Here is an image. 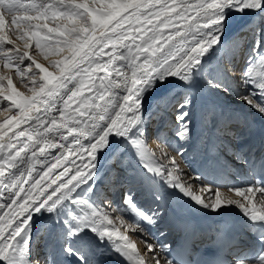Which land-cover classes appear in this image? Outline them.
Instances as JSON below:
<instances>
[{"label": "snow or ice", "instance_id": "snow-or-ice-1", "mask_svg": "<svg viewBox=\"0 0 264 264\" xmlns=\"http://www.w3.org/2000/svg\"><path fill=\"white\" fill-rule=\"evenodd\" d=\"M63 3L64 0H60L59 4L31 7L46 11L49 8H59ZM72 3L73 0H69V5ZM262 3L264 0H212L211 3L194 5L189 4L187 0H172L171 3L168 0H136V2L111 0L110 3L102 4L100 7H92L90 11L88 5L79 3L74 8L68 7L56 13L53 17L54 19L63 17L67 12L69 20L79 17L81 24H87L90 20V25L87 27L76 24L71 28L64 26L61 35L68 33L63 43L68 46L70 55H66L63 60L55 61L58 72L53 73L32 60L27 50L32 37L36 38V47L38 49L41 47L40 33L33 31L29 36L27 31H23L30 26L32 20L47 19L44 12H40L37 16L18 17L13 13L26 10L23 5H19L17 0H0V30L4 28L8 14L11 15V23L17 26L15 30L23 32L20 39L28 37L23 49L6 48L4 67L9 68V59L14 57L15 64L19 66L16 75L28 74L38 83V88L31 89L32 95L23 96L12 87V79L7 72L0 75V81H8V89L0 92L3 102H10L11 106L19 110L13 116L7 115L8 109H4L6 115L3 123H0V138L8 137L0 145L4 150V155L0 156V199H2L0 212L4 213L0 215V237H3V240H0V260L7 259L14 248L23 252L22 245L27 243L24 233L29 220L28 213L33 209L38 211L46 204L54 207L67 197L76 184L93 174L96 151L105 145L108 134L115 132L123 135L136 123L139 118L137 97L142 85L157 74L163 79L165 75L187 73L193 64L198 63V58L207 48L218 41L219 36L214 29L220 26L224 19L221 9L226 6L259 8ZM77 8L84 9L87 16L76 11ZM201 20L204 21L203 24L198 23ZM42 27L47 28L49 33L60 31L59 27L50 28L46 23ZM0 39L9 45L13 43L7 34L0 35ZM109 47L110 53L105 51ZM118 49L123 51L118 52ZM55 51L62 50L57 47ZM102 56H108V59L100 62ZM25 58L31 60V64L22 66L21 62ZM117 60L134 69L131 86L127 77L124 78L127 94L123 96L122 102L119 94L113 91L114 88L121 87L120 83L108 79L107 76L109 66ZM258 61H264V55L259 56ZM32 64L41 73L39 81H36ZM100 71H104L105 75H96ZM115 73L117 78L122 75L120 69H115ZM244 75L249 78L250 83H255L256 87L264 90V76L253 77L251 66ZM64 89L67 91H63ZM85 89L89 93H94L100 100H104L106 94L110 93V95L105 105L90 103L92 97L83 95ZM241 98L252 103L248 96ZM54 111L59 113L60 123H57L56 117L53 116ZM29 121L32 122L29 128L13 132L18 125L28 124ZM70 122L71 126H69ZM82 124L86 125L83 129L80 127ZM60 129H66L67 135ZM9 133H12V136H9ZM48 133L56 135L50 137ZM73 133L77 135H72ZM86 134L95 135L90 144H81L80 138ZM25 136H27L26 140L21 139ZM69 136L72 137L71 144L60 143L53 138L60 137L67 140ZM133 143L147 168L158 175L163 173L165 178L172 176L163 164H159L158 167L152 166L156 157L155 153L149 150L148 144L138 139L133 140ZM158 147L162 149L163 159L167 160L168 150L162 144ZM53 149L59 151L53 153L43 169L33 175L34 166L42 163L38 157L51 153L50 150ZM173 163H175L174 158ZM18 164L26 166L22 171L17 170L13 173L12 169L17 168ZM170 182L175 183L177 187H183L184 190L190 187L182 182L180 176L173 177ZM229 190L242 195L249 203L230 200L228 204L238 203L243 212L253 219L264 220V208L257 210L255 206L250 207L251 197L241 188ZM185 191L197 202H204L202 195H197L194 191ZM254 191V186L247 188V193ZM259 195L264 196V188L259 189ZM74 203L81 209L82 215L79 219H86L96 225L97 228L94 230L99 231L100 236L112 239L115 237V240L122 242L123 246L136 256L137 264H172L171 261L162 260L157 256L151 244L143 247V252L140 250L138 244L129 236V229L135 228V225L128 224L124 231L110 228L103 222L106 221L107 225L113 224L111 213L94 209L86 200L80 198L75 199ZM221 205H223L222 200L217 190L211 206L215 209ZM97 221L100 223L98 224ZM17 238L20 240L19 243ZM13 240L16 241L14 244ZM236 264L243 262L237 261Z\"/></svg>", "mask_w": 264, "mask_h": 264}, {"label": "bare ground", "instance_id": "bare-ground-1", "mask_svg": "<svg viewBox=\"0 0 264 264\" xmlns=\"http://www.w3.org/2000/svg\"><path fill=\"white\" fill-rule=\"evenodd\" d=\"M110 2L111 0H73V3L69 5V0H64V3L61 4L59 8H49L45 11L44 9L35 10L31 6L59 4L60 0H17V3L19 5H23L26 10L13 14L17 15L18 17L21 15L37 16L40 12H44V15L47 17V19L41 18L39 20H32L30 22V26L24 28L23 31H27L29 33V36H31V32L33 31L40 33L41 47L39 49L36 47V38L32 37L27 50L29 52L33 48V52L35 55L30 56L32 60H35L37 63L43 65V67L47 71L56 73L58 72V69L56 68L55 61L63 60L66 55H70L68 46L63 43V41L67 38L68 33H64L63 35H61L64 26L71 28L73 24H76L77 26L87 27L90 25V20L87 24H81L79 17H74L73 20H69V13L67 12H65V15L63 17L54 19L53 17L55 16V14L60 11L66 10L68 7L74 8L75 5L79 3H85L86 5H88L90 11L92 7H100L102 4ZM117 2H123V0H117ZM133 2H136V0H133ZM168 2L171 3L172 0H168ZM187 2L194 5L196 3H211L212 0H187ZM76 11L84 13V15L87 16V13L84 9L77 8ZM221 15H223L224 19L221 25L214 29V32H216L219 36L217 43L210 45L207 50L201 55L203 56V58L199 57L198 63L193 64L188 69L187 73H183L180 75H165L163 79H161L160 75L157 74L153 76L146 84L142 85L139 89L137 97L139 100V118L136 123L132 125L128 129L127 133L123 135L117 134L115 132L109 133L106 138L105 145L102 148L97 149L96 151L93 163L99 156L103 157L102 160H97V164L95 163L96 167L100 168L98 173L99 175H103V173L106 171L117 172V174H119L123 178L122 181H124V178H127L129 179V184L135 185L133 189L136 190L137 198L141 195L143 200H147L146 204L154 205L149 208H145L140 205L142 204V200L138 199V209L136 207H133L129 210L125 209L120 211L122 219L121 220L120 217H118L111 209L104 208L102 203H95L93 198L89 197L87 194L83 193L81 197V199L86 200L88 205L92 208L97 210H105L111 213L113 224L107 225V222L104 221L103 223L106 226L124 231V229L127 228L128 224L135 225V228L129 229V236L134 239L142 252L143 247H146L148 244L153 245L155 254L162 260L163 257L160 256L161 246L151 242L145 243L146 241H148L149 235H145L142 230H150L152 229V225L154 222L160 221L165 224L163 229L166 228V231L163 236L165 237V239H168L171 236L172 228H174L176 225L177 213L182 212L184 203L183 200L178 196H169L168 193L170 192V187H167L166 189L163 187L165 185V182H167L166 179L168 177L165 178V175L163 173L158 175L155 171H153L152 173L150 172L149 168L144 165L143 158L138 153L137 147L134 145L133 140L138 139L143 143L148 144L149 150L154 152L156 157V161L152 163V166L158 167L159 164H163L172 173V178L176 176L182 177V182L185 185H190V187H187L185 190L194 191L195 194L202 195V198L204 199L203 203H207L209 206H211L212 202L215 199V192L219 190L223 205H221L217 209H222V213L225 216L230 217L232 215H235L238 213V210L241 209L238 203L228 204V201H238L239 203L245 204L249 203L244 199L242 195H237L234 191H228L224 188H219L216 190L214 189L212 191L208 185H203V183L196 182V180L188 173V171L180 167L176 159L178 158L177 156H180L177 155L178 149L176 151V148L169 149L167 147V142L168 146L172 147L174 145L176 146L182 144L186 139L188 141L194 140L195 138L197 140L200 139V137L196 134L188 139V134L191 132V130L193 129L192 126L194 125V119H190V121L186 122L189 118L191 110L196 104L193 95H191V98L181 106L183 107L182 110H180L181 107L178 108L177 112H180V114L176 116V119L172 118L170 113L166 111L169 97L172 96L171 101L175 100L177 98L176 96L179 94V89H183L182 86L177 87V84L180 82L184 83L188 87H191L193 85L192 81H194V83L196 84V89H199L198 94H201V92H203L210 99L217 100L221 103H226L227 105H229V107H237L251 112H258L259 114L264 115V90L256 87L255 83H250L249 78L245 77L244 75L247 69L251 66L253 77L264 76V61H258V57L264 55V53L259 54V51L256 49L257 45L255 46L254 50L248 51V54L250 55H247L248 59L246 61V69L240 75L237 81V85H233L235 86V90L231 94H227L225 91L221 90V83H218V80L212 78L208 79L209 74L213 71V67L217 65V61L222 62L223 65H226L225 59H228L229 52L232 53L234 51L235 53H237L241 46L243 47L242 55H244V52H247L250 43L247 42V46L244 47L245 40L243 42L240 41L241 39L239 40V38H242V34L246 29V31L248 32L253 28L258 30L257 35L254 36V38H258V35L262 30V24H264V3H262L259 8H237L235 6H226L221 9ZM45 23L50 28L59 27L60 31L49 33L47 28L42 27V25ZM198 23L203 24L204 21L201 20L198 21ZM34 24H36V26L38 27L35 26V28ZM16 27V25H13L11 23V15L6 14L5 25L2 29V32L4 31L5 34L8 35V38L13 41V45L7 47H19L20 49H23V45L26 41H28V37L20 39V37L23 35V32L16 31ZM48 37H50V39H47ZM46 39L47 42L45 43ZM189 43H191V38H189ZM4 45H6L4 44V42H0V51H6L7 47H5ZM57 47H59L62 51L56 53L55 49ZM105 51L110 53L111 48L109 47L108 49H105ZM120 51L123 50L118 49V52ZM40 52L42 53L41 55ZM36 54L37 57H35ZM38 56H42L41 61H39ZM5 58L6 57L4 56V53L0 54V61H2V63H4ZM107 59L108 56H102L100 58V62H104ZM28 60V58H25V60L21 62V65L25 64ZM256 60L258 62H256ZM9 64L10 67L6 69L14 68L17 72L18 66L15 64L14 57L9 59ZM29 64H31V60L29 61ZM242 64L239 61H236L237 67H241ZM32 65L35 67L34 64ZM115 69H120L122 72V75L119 78H117L116 76ZM133 71L134 69L130 65H127L119 60L114 61L113 65H110L109 69L107 70L108 79L117 80L121 85L119 89H113L114 92H117L119 94L121 102L123 101V96L127 94V90L124 88V78L125 76L127 77L129 86H131ZM40 75L41 73H39L38 70L37 75H35L36 81H39ZM96 75H105V72L100 71L97 72ZM199 82L200 88L198 86ZM97 83H99V81ZM202 86H204L205 89H202ZM12 87L17 92L21 93V95L30 96L32 95L31 89H33L34 87L38 88V83L34 82L32 77L28 75V77H22L20 80L17 78L15 79V81L12 80ZM63 91H67V89H64ZM189 91L190 93L193 92L191 89ZM83 95L92 97L90 103L105 105V102L107 101L108 95H110V93L105 95L104 100H100L98 96L94 95V93H89L87 89H85ZM245 96L250 97L252 103H248L241 98ZM161 101L165 103V109L161 108ZM0 102L2 103V107H0V123H3L6 115L4 109H8L7 115L13 116L16 115L19 110L13 106H8L10 105L9 102H3L2 97L0 98ZM184 110H187V112L184 113ZM109 111L111 112L110 106ZM152 113L157 115L156 121L158 122V124L156 129L157 131L155 133L156 137L153 141L150 142L146 141L147 135L145 128L147 123L152 121V118L149 119L150 116H152ZM111 114L113 116L115 115V113ZM143 114L147 116V118L144 117V123L142 119L140 120V117L143 116ZM53 116L56 117L57 123H60L59 113L54 111ZM171 121H174V123H177V125L173 124L172 127L168 128ZM31 123L32 122L29 121L28 124H20L16 129H13V132L23 131L25 128H29V125ZM69 126H71V122ZM80 127L83 129L84 127H86V125L82 124L80 125ZM60 131L67 135L66 129H60ZM158 133L160 134L158 135ZM47 135L52 137L56 134L48 133ZM72 135H77V133H73ZM89 135L90 134H86L85 136H82L80 138L81 144L87 145L92 142L95 134H93V136ZM206 135L207 134H204V136ZM9 136H12V133H9ZM53 138L64 144H71L72 141L71 136H69L67 140H63L60 137ZM7 139L8 137L0 138V145H2ZM21 139L26 140L27 136ZM161 144L164 145L168 150L169 158L167 160L163 159L161 155L162 149L158 147V145ZM241 145L244 146L245 142H239L238 148ZM50 151L51 153L38 157V159L41 160L42 163L34 166L33 175L40 171V169L47 163L48 158L51 159L50 156L53 153L58 152L59 150L53 149ZM172 153L176 155L173 156V158L175 159V163H173ZM3 155L4 150L0 148V156ZM24 166L26 165L18 164L17 168L12 169V172L15 173L17 172V170L22 171ZM86 180L87 179H85L81 183L76 184L72 192H70L69 194L75 193L76 188H79V186L83 183V187H87V185H85ZM179 188L186 192L183 187ZM204 189H207V191H205ZM242 191L249 197H251V204L249 205L250 207L255 206L257 210L264 208V196L259 195V191L255 190L254 193H247V188L242 189ZM187 195L191 200H194L191 195H189L188 193ZM72 196H75V194H73ZM115 200L116 198L113 199L112 204L115 202ZM0 203H2V199H0ZM174 203L176 205H173ZM48 206L53 210L57 209L56 206L52 207L51 204H48ZM65 209L67 213H73V209L71 207H66ZM35 211L36 210L33 209L28 213L29 218L34 214ZM44 213L45 211L40 212L35 218L34 222L39 226H36L35 223H32L27 229V239L32 231L35 230L33 241L38 239L41 234L46 232V235L45 233L43 234L45 236L42 243L43 249L41 251H38L36 253V251L32 249L34 245H31L30 252L32 257L30 260L33 264H59V258H63L65 256L60 254L61 248H64L65 245H69V242L66 243V240L70 239L69 235L71 239L74 240L73 244L76 248L79 247V249L82 250L88 249V252H90L91 255L94 254V247L91 246V248H89L90 246L86 239V237H89L90 233L92 232L89 223L83 225L82 229L79 230H76L72 226L67 227L70 234L65 236V229L59 228L56 222L53 221L52 217H44ZM3 214V212H0V215ZM59 215L63 216V213L59 211ZM247 216L251 217L248 214ZM126 219L131 221L132 224L127 222ZM97 223L99 224L100 221H97ZM90 224L93 227L97 228V226L93 225L91 222ZM135 235H139L145 240H138ZM104 239L107 240L112 238L104 237ZM0 240H3V237H0ZM114 240L115 237L112 239V241ZM118 242L122 243L120 241ZM27 244H25L24 247L25 252L27 250ZM70 253L74 254L75 251L71 249ZM0 264H20V261L11 250L8 258L5 260H0Z\"/></svg>", "mask_w": 264, "mask_h": 264}, {"label": "rangeland", "instance_id": "rangeland-1", "mask_svg": "<svg viewBox=\"0 0 264 264\" xmlns=\"http://www.w3.org/2000/svg\"><path fill=\"white\" fill-rule=\"evenodd\" d=\"M36 26V24H34V27ZM36 27H38V26H36ZM35 27V28H36ZM8 30H9V28H8ZM5 34V32L3 31L2 32V30L0 31V35H4ZM257 35V34H256ZM255 36V35H254ZM0 42H4V44H6V42L4 41V40H2V39H0ZM13 45V43L12 44H6V45H4L5 47H7V46H12ZM246 47V46H245ZM15 49V48H14ZM32 50V51H31ZM30 51H29V54H30V56L31 55H35L34 54V52H33V48L31 49ZM33 52V53H32ZM56 52V51H55ZM2 53H5V51H0V54H2ZM56 53H58V52H56ZM42 53L40 52V55H41ZM35 57H37V54H36V56ZM41 57L42 56H38V59H39V61H41L42 59H41ZM200 58H203V56H200ZM29 61L30 60H28L25 64H23L24 66H27L28 64H29ZM22 65V66H23ZM19 67V66H18ZM32 71H34V73H36L35 75H37V72H38V69H35V67L32 65ZM5 72H7L8 73V75L11 77V79L12 80H14L15 81V79L17 78V79H21L22 77H28V74H26V75H23V76H17L16 75V70L13 68V69H6L5 67H4V63H2V61H0V75H3ZM21 82V81H20ZM6 85H7V87H6ZM8 88V81L7 80H3V81H0V91H4V90H6ZM28 93V92H27ZM1 98V97H0ZM162 101H163V99H162ZM1 103V102H0ZM2 104V103H1ZM10 104V103H9ZM178 105V104H177ZM8 106H11V104L10 105H8ZM162 109H165V103H163L162 102V107H161ZM154 113H157V112H154ZM144 117H146L147 118V116L145 115V114H143V116H141L140 117V120L142 119V121H143V123L145 122L144 121ZM155 117V120L153 119ZM157 117V115L156 114H153L152 113V121H150V122H148L147 123V125H146V128H145V131H146V135H147V139H146V141H153L154 140V138L156 137V134H155V137H153L154 136V132L152 133V123L153 124H158V122L156 121V118ZM156 129H157V126H156ZM156 133V132H155ZM151 134H152V136H151ZM176 151H177V148H176ZM173 156H176L174 153H172V158H173ZM105 208V207H104ZM45 233V235H46V232H44ZM43 233V234H44ZM43 234H41L40 236H39V238L38 239H36L35 241H33L32 242V244L34 245L33 246V248L32 249H34L35 251H36V253L38 252V251H41L42 249H43V246L42 245H39L38 246V240L40 239V238H42V240L44 241V236L45 235H43ZM135 237L138 239V240H145V239H143L141 236H139V235H135ZM65 242V241H64ZM43 243V242H42ZM145 243H149V241H146ZM27 244V243H26ZM31 244V245H32ZM41 247H42V249H41ZM31 248V247H30ZM74 250V249H73ZM143 251H144V248H143Z\"/></svg>", "mask_w": 264, "mask_h": 264}]
</instances>
